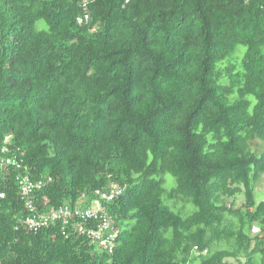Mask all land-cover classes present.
Wrapping results in <instances>:
<instances>
[{
  "label": "trees",
  "instance_id": "1",
  "mask_svg": "<svg viewBox=\"0 0 264 264\" xmlns=\"http://www.w3.org/2000/svg\"><path fill=\"white\" fill-rule=\"evenodd\" d=\"M263 174L264 0H0V264H264Z\"/></svg>",
  "mask_w": 264,
  "mask_h": 264
},
{
  "label": "built area",
  "instance_id": "2",
  "mask_svg": "<svg viewBox=\"0 0 264 264\" xmlns=\"http://www.w3.org/2000/svg\"><path fill=\"white\" fill-rule=\"evenodd\" d=\"M88 17V15L85 16L86 19H88ZM82 21L83 18L80 17L79 22ZM18 183L22 192L26 196H30L35 190L42 186V182H36L28 176L19 177ZM121 192L122 188L116 183H113L112 187L108 190H96V194L100 199H102V202L114 200L121 194ZM28 201V206L33 211L31 199ZM73 217V220L75 221L76 219V222H80L77 221L78 218L83 220V222L75 225V228H77L80 232L86 233L95 241H99L101 246L108 248L109 250L114 248V240L118 236V230L113 226V220L107 214L105 206L100 201L91 202L89 204L81 198L74 207L65 205L52 211L49 215H37V213H35L27 218V222L30 227L37 230L40 226L48 224L50 221L62 218L64 222L67 223ZM89 219L98 220L96 228L90 227L89 225L87 226L86 224L83 225V223ZM204 252L207 253L208 251L205 250Z\"/></svg>",
  "mask_w": 264,
  "mask_h": 264
},
{
  "label": "rangeland",
  "instance_id": "3",
  "mask_svg": "<svg viewBox=\"0 0 264 264\" xmlns=\"http://www.w3.org/2000/svg\"><path fill=\"white\" fill-rule=\"evenodd\" d=\"M39 24H41L42 26H44V25L46 26V24H45L44 21H40ZM240 56H241V54L235 56V57L232 59L231 62H237V61L240 59ZM228 62H229V61H225V62H223V63H222V66H227V65H228ZM169 179H170V181H171V185H172V184H173V179H172L171 177H170ZM257 187H258V188H257L258 191L260 192V196H258V199H260V198L263 197V196H261V193L264 192V174L262 175V177H261V179H260V181H259ZM238 200H239V202H241V201H242V196H241ZM190 209H191V208H190ZM232 261H235V260L232 259Z\"/></svg>",
  "mask_w": 264,
  "mask_h": 264
}]
</instances>
